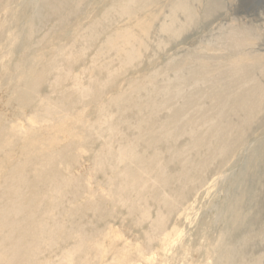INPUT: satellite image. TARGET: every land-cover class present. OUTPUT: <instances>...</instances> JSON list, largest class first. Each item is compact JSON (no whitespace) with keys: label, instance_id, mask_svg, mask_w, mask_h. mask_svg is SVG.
I'll list each match as a JSON object with an SVG mask.
<instances>
[{"label":"rangeland","instance_id":"374dc122","mask_svg":"<svg viewBox=\"0 0 264 264\" xmlns=\"http://www.w3.org/2000/svg\"><path fill=\"white\" fill-rule=\"evenodd\" d=\"M117 1L3 0L0 214L15 234L6 237L10 228L0 224L2 264H264V125L226 167L218 158L210 163L205 184L172 213L166 204L172 188L154 183L155 173L138 164L130 174L145 180L131 184L119 151L139 140V152L155 149L141 141L138 127L165 120L177 101L163 91L177 81L171 63L217 66L200 70V80H191L197 88L235 62L231 56L252 63L246 53L254 52L264 64V0H190L196 21L179 36L160 29L170 21V0L127 14ZM151 9L158 14L144 13ZM99 22L105 33L86 41ZM233 27L247 28L243 48L225 47ZM256 75L264 83L261 69ZM190 137L184 133L175 146ZM162 143L166 150L169 143ZM164 158L168 168L177 167L171 154ZM17 185L27 195L24 210L8 212ZM223 247L232 251L226 259Z\"/></svg>","mask_w":264,"mask_h":264},{"label":"bare ground","instance_id":"6f19581e","mask_svg":"<svg viewBox=\"0 0 264 264\" xmlns=\"http://www.w3.org/2000/svg\"><path fill=\"white\" fill-rule=\"evenodd\" d=\"M156 1L157 0H119L114 2V5L119 7L122 14H127L138 8L148 9L146 7L152 4L156 6L158 2ZM169 3L170 14L167 17H169L170 21H163L160 29L162 33L167 32L172 36H179L185 29L195 23V8L190 0H170ZM3 4V0H0V7H2ZM211 11L212 5L209 3L206 7V14L209 16ZM178 12H182L186 19L180 21ZM144 13L154 15L157 13V10L151 9ZM151 19H153V17ZM102 25L103 23L99 22L97 26H93V29L89 30L86 35V41L93 43L100 34L105 33L104 30L102 31L99 29ZM246 29V27H233L230 31L233 33V36L225 43V47L227 49H232L245 45L243 43L246 42V39L243 32H245ZM130 33L131 35L127 36H131V38L135 37L132 36V32ZM121 36L125 37L124 34ZM247 36L253 39L252 35L248 34ZM116 39L118 40L117 37ZM254 39H256V37ZM135 48L133 43L132 49H129L126 54L127 58L130 59L135 56L137 53ZM239 50L237 49L235 52ZM246 57H250L249 59L252 60V63H243V58H237L235 55L231 56L230 59H233L232 61L235 62H231L228 68L218 71L217 76L205 78L204 82L208 84L206 88L194 87L191 84V80L197 83L200 80L199 77L202 76L201 69L204 68L206 71L210 72L216 70L218 68L217 66H215V68H211L207 64H203L201 66L202 68L194 65L185 66L184 62L180 60L171 63L170 67L176 70L177 81L171 84L174 88H169L170 85H168L163 91L167 92L170 98L176 96L177 101L170 105L171 112L165 120L160 122H148L150 124L149 126L143 127L140 125L138 127L141 141L149 146H154L155 149L148 155L137 150L140 140L135 144L134 142L121 144L122 146L119 150L120 155L127 160L125 171L127 179L130 178L131 184L135 182L138 184L140 180L142 182L145 180L142 177L138 180V175L130 174V170L132 169L131 164H138L147 175L154 172L156 177L154 178V183L161 184L163 187L172 188V193L168 195L169 200L166 201L171 213L178 203L189 197L191 190L194 191L205 184L208 176L205 170L209 169L210 163L213 164L214 160L218 158L220 160V168L226 167V165L236 157L241 147L249 141L250 133L256 128L264 125V83L261 82L256 75L257 68L261 69L264 74V64L258 59L260 56L254 54V52L246 53ZM199 58L205 61H210V59H212L209 56H201ZM29 59L30 57L27 62ZM185 72L188 74L186 75ZM185 86H190L191 89L187 91ZM187 132L191 136L190 142L182 148L175 146L179 136ZM164 141L169 143L166 150L163 149L165 146L161 145ZM132 144H134V146ZM192 150L196 151V157L191 156ZM262 151V160H264V148ZM165 154H171V160L173 161L179 160L175 162V166H177L175 169L168 168L169 164L165 163L167 162L166 160L164 163L162 162ZM178 157H180V159H178ZM190 185L191 187H189ZM188 187L189 189L186 191ZM14 190H16L17 198L15 202L12 200L14 203L9 206L7 210L8 212L23 211L24 207L21 205V202L27 198L24 192L25 190L20 185L15 186ZM91 203L92 201L89 204ZM92 206L94 208H99L97 202L92 204ZM5 215L0 214L3 220L6 219ZM239 219L242 220L241 211L236 212L234 221L239 222ZM0 224L3 227L10 228L6 237L12 238L15 234V231L12 230L14 223L5 220L0 221ZM253 238L252 234H248L245 240L249 242V240ZM17 245L18 241L16 243V246ZM222 250V258H225V255L228 253H232L230 249L225 247H223ZM4 261V257L0 254V264L4 263ZM260 263L261 261L259 259L253 264Z\"/></svg>","mask_w":264,"mask_h":264}]
</instances>
